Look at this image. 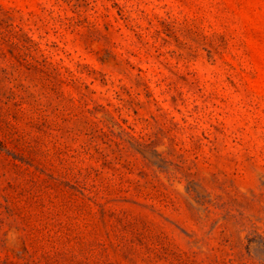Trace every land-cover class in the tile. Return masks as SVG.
I'll use <instances>...</instances> for the list:
<instances>
[{"label": "rangeland", "instance_id": "374dc122", "mask_svg": "<svg viewBox=\"0 0 264 264\" xmlns=\"http://www.w3.org/2000/svg\"><path fill=\"white\" fill-rule=\"evenodd\" d=\"M0 264H264V0H0Z\"/></svg>", "mask_w": 264, "mask_h": 264}]
</instances>
